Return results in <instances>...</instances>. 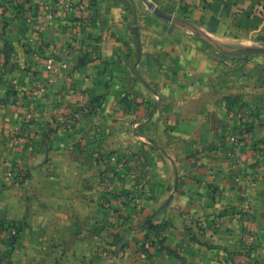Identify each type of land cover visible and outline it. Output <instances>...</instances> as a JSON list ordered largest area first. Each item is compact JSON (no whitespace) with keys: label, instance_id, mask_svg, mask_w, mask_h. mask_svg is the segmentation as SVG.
<instances>
[{"label":"crops","instance_id":"1","mask_svg":"<svg viewBox=\"0 0 264 264\" xmlns=\"http://www.w3.org/2000/svg\"><path fill=\"white\" fill-rule=\"evenodd\" d=\"M57 1L0 0V219L21 225L8 264H264V53L220 54L148 5L227 51L264 50V0H81L80 26ZM24 3L59 17L35 31ZM18 134L33 155L10 149ZM150 217L166 252L143 247Z\"/></svg>","mask_w":264,"mask_h":264},{"label":"built area","instance_id":"2","mask_svg":"<svg viewBox=\"0 0 264 264\" xmlns=\"http://www.w3.org/2000/svg\"><path fill=\"white\" fill-rule=\"evenodd\" d=\"M58 4L60 5V9L62 10V12L64 13L65 18H69V16H71L69 18V21L71 23L72 26L74 25H82V24H87L88 23V19L92 20V18L90 16V13L93 12V2H85V1H81V0H58L57 1ZM23 8H22V12L24 14V20L25 23L33 28L35 31L38 30L40 28V18L44 17L46 19H50V20H55L59 17V13L54 9H46L45 12L41 13V12H36L33 10V8H31L29 5L27 4H22ZM41 29V28H40ZM70 39V37H69ZM67 39V40H69ZM88 42V40H85L84 43ZM66 63L64 62V60H57V58L54 57H49L46 60V70L47 71H53L55 73H58L60 71L61 68L65 67ZM43 89L40 88L38 89L39 93H43ZM244 115H246V112L241 111L239 113V116L241 118H244ZM21 136V134H19L17 137ZM14 138L16 139V136H14ZM236 137L233 138V141H236ZM18 170V169H17ZM18 174V171L16 172V169H13L11 171V175L16 176ZM18 226V224L15 223H6L4 226L0 227V262L5 263L7 262L9 255L11 253H13V251L16 250L18 245H9L8 241L10 239V236L15 235L16 234V227ZM168 230L170 229H166L160 239L163 240V243L161 245L158 246V248H162L164 247L163 251H167V243H166V237L168 236ZM236 264H255L253 261H249V260H241L239 262H237Z\"/></svg>","mask_w":264,"mask_h":264},{"label":"water","instance_id":"3","mask_svg":"<svg viewBox=\"0 0 264 264\" xmlns=\"http://www.w3.org/2000/svg\"><path fill=\"white\" fill-rule=\"evenodd\" d=\"M149 8L152 13L160 19L192 32L193 34L201 38L203 41L208 43L211 47L215 49L216 52L220 54L227 56H238L264 53V50L256 48H241L234 51H227L221 45H219L209 34H207L199 27L195 26L193 23L186 21L185 19H182L174 14L166 13L161 10L157 5H150ZM153 218L154 217H150L149 219H147L146 222L143 224L141 230H143L148 225V223L153 220Z\"/></svg>","mask_w":264,"mask_h":264},{"label":"rangeland","instance_id":"4","mask_svg":"<svg viewBox=\"0 0 264 264\" xmlns=\"http://www.w3.org/2000/svg\"><path fill=\"white\" fill-rule=\"evenodd\" d=\"M139 1H142V0H139ZM148 5L150 6V5H153V4L152 3H149ZM64 18H65V16H64ZM34 94L35 95H39L41 93H39L38 90H35L34 91ZM53 127L59 128L58 125L53 126ZM18 135H15L16 136V139L14 138V136L13 137H9V139H10V145H9L10 149L15 152L17 150L19 151L21 149L27 148V150H28L27 152L31 151V154L33 155L36 152L35 151L36 150V148H35L36 146L34 145L35 142L33 140H27V137L24 136V135H21V136L17 137ZM28 141H30V142H28ZM116 160L117 159L115 158V156H107V157H101L100 160H98V161L105 162V166H107V164H111V163L115 164L117 162ZM13 169H16V172L18 171V174L16 176L11 175V171ZM28 175H29L28 171H25L24 169H22L20 167L18 168L14 164L9 165L8 166V169L6 170V177L12 178V179L14 178V180L15 179H18L20 181H22V180L23 181L24 180H27L28 181V179H29V177H27ZM111 175L112 174H110L107 177V181L105 182V184L107 185V187H109V182L114 179V176L113 175L111 176ZM122 203H123V205H122ZM119 205H121V206L120 207H117V210L120 209L121 215H122V213H126V211H125L126 210V207L124 206V201L122 199H121ZM18 246H19V244H18ZM18 246H17V248H18ZM14 252L15 251H13V253ZM13 253H11L9 255V258H8L7 262H5L4 264H8L9 262H11Z\"/></svg>","mask_w":264,"mask_h":264},{"label":"trees","instance_id":"5","mask_svg":"<svg viewBox=\"0 0 264 264\" xmlns=\"http://www.w3.org/2000/svg\"><path fill=\"white\" fill-rule=\"evenodd\" d=\"M21 6H20V8L22 9L23 6L22 7ZM6 223H15V222L0 219V227L4 226ZM167 228H168V225L166 223H162V224L157 225L153 221H150L148 223V225L145 227V235H144V239L145 240H144V243H143V247H147L148 246L150 248L156 249L159 252L163 251L164 247L158 248V246L163 243V240H161L160 237H161L162 233ZM20 233H21V225L18 224V226L16 227V234L10 236L8 244L11 245V246L12 245H15V246L18 245L19 244V240H20ZM168 250H169V247H167V251ZM145 251L147 252L146 249H145Z\"/></svg>","mask_w":264,"mask_h":264}]
</instances>
